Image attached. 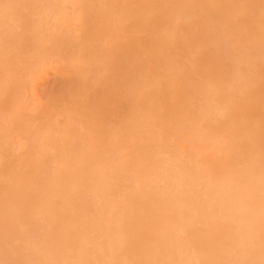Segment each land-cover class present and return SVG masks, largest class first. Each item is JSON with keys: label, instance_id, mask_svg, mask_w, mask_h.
Wrapping results in <instances>:
<instances>
[{"label": "bare ground", "instance_id": "obj_1", "mask_svg": "<svg viewBox=\"0 0 264 264\" xmlns=\"http://www.w3.org/2000/svg\"><path fill=\"white\" fill-rule=\"evenodd\" d=\"M0 264H264V0H0Z\"/></svg>", "mask_w": 264, "mask_h": 264}]
</instances>
